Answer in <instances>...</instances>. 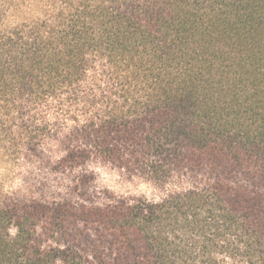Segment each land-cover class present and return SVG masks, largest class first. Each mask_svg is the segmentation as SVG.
<instances>
[{
  "label": "trees",
  "instance_id": "1",
  "mask_svg": "<svg viewBox=\"0 0 264 264\" xmlns=\"http://www.w3.org/2000/svg\"><path fill=\"white\" fill-rule=\"evenodd\" d=\"M36 1L0 0V149L70 184L0 202V264H264V0Z\"/></svg>",
  "mask_w": 264,
  "mask_h": 264
},
{
  "label": "rangeland",
  "instance_id": "2",
  "mask_svg": "<svg viewBox=\"0 0 264 264\" xmlns=\"http://www.w3.org/2000/svg\"><path fill=\"white\" fill-rule=\"evenodd\" d=\"M19 9L12 10L6 19L7 25L13 26L21 21L40 15L41 2L36 0L27 1L21 7L23 1L14 0ZM34 5V7H33ZM33 10V11H30ZM43 158L52 157L58 159L62 156L59 148H46ZM35 159H22L15 151L0 149V202L7 198L29 200L40 199L42 197L52 199L54 197L67 195V186L70 184L69 178L51 175L41 169ZM90 170L96 175L97 192L106 195L107 192L116 196L131 198H147L149 200H160L166 191L157 188L144 180L130 178L122 171L110 165L94 163ZM65 187H62V186ZM237 264H246L243 262Z\"/></svg>",
  "mask_w": 264,
  "mask_h": 264
}]
</instances>
